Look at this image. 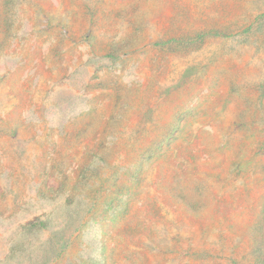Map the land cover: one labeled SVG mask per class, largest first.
Segmentation results:
<instances>
[{
    "label": "rangeland",
    "instance_id": "374dc122",
    "mask_svg": "<svg viewBox=\"0 0 264 264\" xmlns=\"http://www.w3.org/2000/svg\"><path fill=\"white\" fill-rule=\"evenodd\" d=\"M0 264H264V0H0Z\"/></svg>",
    "mask_w": 264,
    "mask_h": 264
}]
</instances>
